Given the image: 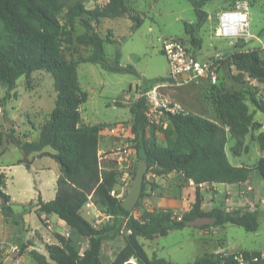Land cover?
Masks as SVG:
<instances>
[{"label":"trees","instance_id":"obj_1","mask_svg":"<svg viewBox=\"0 0 264 264\" xmlns=\"http://www.w3.org/2000/svg\"><path fill=\"white\" fill-rule=\"evenodd\" d=\"M0 0V83L9 89L16 86L17 80L25 75L29 77L35 70L44 69L52 74L57 91L55 108L47 114L41 126L37 141L20 143L28 155L40 152L55 159L59 166L56 196L53 200L38 202L40 216L56 215L63 225L89 243L88 248L80 252L76 246L62 234H58L59 243L48 244V254L31 249L30 255L37 264H125L135 260L138 264H172L156 254L150 256L140 238L154 239L171 231L187 226L186 222L199 216L213 218L211 224L201 226H225L235 224L248 231L259 227V215L256 210L247 207L243 200L239 208L233 211L220 207L206 209L203 206L204 183L247 182L254 171H258L264 180V131L258 135L262 155L255 165H233L226 153L227 131L207 117L182 110L162 111L161 124L150 130L147 111L150 104L145 95L132 100L128 105L133 115L130 126L132 147L138 159L145 156L149 169L153 173L165 175L173 171H182L191 179L194 186L191 207L181 217H175L171 210L145 208L135 214L122 207L123 198L115 192L120 180L118 160L111 157L100 158L99 134L113 131L115 123L85 125L81 123L80 105L87 100V94L81 89L77 65L79 61H67L62 52L61 37L64 32L59 15L64 8L69 9V23L76 33L72 43L78 50L92 46L93 51L87 60L98 63L102 68L113 72H134L131 64L121 66L118 61L110 63L106 56L105 42H114L102 35L100 25L104 18L130 16L135 23H142V15L130 13L127 0H108L102 8L87 9L84 0ZM97 1V0H94ZM195 10L197 21H185V31L190 36V44L179 40L196 55L202 46L200 29L209 19L204 6L210 0H189ZM91 21H95L92 23ZM93 31V32H92ZM249 43L239 38L235 51L224 55L222 63H229L237 70L234 78L242 82L243 77L264 83V54L259 49H251ZM171 77H160L152 81L167 82ZM212 86V101L218 116L235 139L232 151L235 155L247 152L249 146L246 137L252 131L260 129L262 122L255 113H264V101L251 90L215 91ZM116 104H122L116 101ZM253 106V108H251ZM4 134L0 126V148L4 143ZM50 146L54 152L43 149ZM19 163H23L20 160ZM146 181V180H145ZM145 185V182H144ZM143 185V190H144ZM6 173L0 171V199L5 197L7 204L2 206L3 213L13 214L10 201L4 189ZM135 208L141 206V200ZM92 201L95 207L110 216L101 226H95L81 213L86 203ZM246 207L243 210L242 207ZM44 218V216H43ZM130 233L125 245L116 257L108 263L103 262L101 250L103 242L113 240L123 229ZM240 254L243 260H236ZM258 258L253 261V258ZM249 261L246 263V261ZM245 261V262H244ZM222 254L205 253L191 264H220ZM264 264L262 252L237 251L225 259V264ZM3 264V263H1Z\"/></svg>","mask_w":264,"mask_h":264},{"label":"rangeland","instance_id":"obj_2","mask_svg":"<svg viewBox=\"0 0 264 264\" xmlns=\"http://www.w3.org/2000/svg\"><path fill=\"white\" fill-rule=\"evenodd\" d=\"M107 1L84 0V6L87 9L102 8ZM127 4L135 10L130 13L142 15L140 26L133 28L135 21L125 15L105 18L99 31L105 39L110 37L114 41L111 43L107 40L104 44L110 63L118 61L121 66L131 64L135 67L134 72H113L102 68L98 63L88 61L87 58L93 51L92 46H84L78 54L75 53L78 50L71 40L75 38L76 33L69 23V9L64 8L59 18L64 28L61 37L63 55L67 61H79V84L87 94V100L80 105L81 123L116 124L113 131L105 130L99 134V152L106 151L107 157H115L123 161V164L127 162L124 165L119 164V172L121 177L125 170L131 171V185L138 156L132 147L129 132L132 113L128 101L133 93L130 89H134L139 82L151 86L156 78L170 77L160 43L166 37H173L182 38L190 44V36L185 31V21L195 23L197 16L189 0H127ZM204 9L208 12L209 19L200 29L202 46L195 55L198 59H206L216 52H220L222 56L234 52L239 38L245 39L249 48L259 49L264 54V0H210ZM235 74L237 70L234 67L231 68L227 62L222 63L215 91L244 88L251 90L264 101V83H259L247 75L239 82L234 78ZM176 83L177 80L170 79L167 84L160 85L159 95L165 100L167 97L188 106L192 104L198 111L206 107L204 101L209 108H213L210 98L213 91L211 84L190 79L181 86ZM57 97L54 78L44 69L33 71L29 77L21 76L13 89L0 83V126L5 138L0 148V171L6 173L4 191L13 200L9 202L13 214L7 217L1 208L0 199V264L4 263L14 250H18V253L12 264H37L30 255V250L37 249L48 254V244L59 243L58 234L68 238L80 252L89 246L87 240L60 223L56 215H43L44 218L40 216L39 200L50 201L56 196L59 166L55 159L48 155H27L20 147V143L27 140H38L41 126L47 114L55 108ZM116 101L122 104H116ZM206 115L215 123L222 124L215 111ZM161 116L162 113L151 116L150 130L161 124V121H157ZM255 118L263 125L248 134L246 142L249 149L239 155L233 153L235 139L225 127V149L231 163H253L262 155L258 135L264 131V113L257 111ZM120 138L124 141L116 142ZM112 142H116L114 147ZM44 150L54 152L50 146ZM20 160H23V163H19ZM153 170L148 167L146 181L151 180ZM179 184L175 189L170 187L169 175L165 174L161 180L160 193L151 198H142L141 206L135 208L134 213H140L145 208H151V203H156L158 209L171 210L175 217H181L188 209L186 205L189 201L192 203L194 186L187 185L183 179H180ZM220 187L224 190L223 186ZM127 193L128 188H125L119 193L120 198ZM172 195L175 197H169ZM243 200H246L248 208L258 212L259 227L255 231H248L235 224H226L206 227L208 232L205 233L199 226H186L156 239L140 238V242L144 244L150 256L156 254L172 264H191L197 257L212 252L230 254L235 251L258 250L264 255V190L256 182H253L250 188L245 186L244 189H238L233 195L227 191L218 193L210 188L204 196L203 206L206 209L220 207L233 211L240 207ZM175 208L178 209L176 212ZM242 208L246 209L245 206ZM81 213L92 223L96 221L93 209L85 207ZM102 219L103 217L98 218L99 222ZM103 222L106 220L103 219ZM129 233L125 228L115 239L103 242V262L108 263L116 257L125 245Z\"/></svg>","mask_w":264,"mask_h":264},{"label":"built area","instance_id":"obj_3","mask_svg":"<svg viewBox=\"0 0 264 264\" xmlns=\"http://www.w3.org/2000/svg\"><path fill=\"white\" fill-rule=\"evenodd\" d=\"M160 49L166 57L169 75L174 80H177L179 76L187 75V80L190 79L197 82L203 81L211 85H217L219 82V69L222 64L221 60L223 59V56L220 52H216L206 59H198L179 39L173 37L164 38L160 43ZM160 85L162 84L156 83L152 86L144 87V90L138 87L135 89L136 98L145 95L147 101L150 104V108L147 111L148 119H151V116L154 114L162 113L163 109L170 110L173 113L182 111L181 106L169 100H165L159 95L158 89ZM158 120L160 121V118H158ZM100 158L102 157L100 156ZM130 178L131 171L125 170L122 177L120 178L124 189L129 187ZM117 196L120 198L118 193ZM86 208L93 209V215L96 219V221L93 222V225L95 226L103 225V219L106 221L110 219V216L98 210L92 201L86 203ZM100 217H103V219L99 222L98 218ZM228 256L229 254H222V262L220 264H225V259ZM262 257H264V255H262ZM234 258L236 260H243L240 254H235ZM257 260L258 258H253V261ZM248 262L249 261L247 260L246 263Z\"/></svg>","mask_w":264,"mask_h":264},{"label":"crops","instance_id":"obj_4","mask_svg":"<svg viewBox=\"0 0 264 264\" xmlns=\"http://www.w3.org/2000/svg\"><path fill=\"white\" fill-rule=\"evenodd\" d=\"M106 19H108V18H106ZM105 18L103 19L104 20V22H105V20H106ZM103 22V23H104ZM102 26H103V24L101 25V28H102ZM93 32V31H92ZM92 53V52H91ZM211 56V55H210ZM209 56V57H210ZM231 68H233L232 66H231ZM186 80H184V81H178L177 80V85H179V86H181V85H184V82H185ZM159 84H162V85H165V84H167V82H163V83H159ZM146 86H150V85H143V83L142 82H139V83H137L136 84V86H135V88L133 89L132 87H131V91L133 92L132 93V97H130L129 99H130V101H128V103H130L132 100H134V99H136V93H135V89L138 87V88H144V87H146ZM152 86V85H151ZM244 89V88H243ZM239 90H241V89H239ZM212 93H213V91H212ZM212 93H211V96H210V98H211V100H212ZM166 98V100H169V101H171V102H173V103H175V104H177V105H179V106H181V108H182V110H185V111H188V112H190V113H193V114H200V115H203V116H205V117H207V113L208 112H214L215 111V113H216V115H217V117L218 118H220L219 116H218V114H217V112H216V109H215V105H214V103H213V101H212V107L213 108H209L208 107V104L207 103H205V101H204V106H206V107H204V108H202L201 110L202 111H198V109H197V107H195L194 105H190L189 104V106L187 105V104H184V103H179V102H176V101H174V100H172V99H170V98H167V97H165ZM194 101H195V103H197L196 102V100L194 99ZM199 112H202V113H199ZM208 118V117H207ZM132 119H133V115H132ZM209 119V118H208ZM221 119V118H220ZM211 120V119H210ZM212 121V120H211ZM221 121H222V124H219V125H222V126H224V127H227V126H225L224 125V123H223V120L221 119ZM158 122H159V120H158ZM213 122H215V121H213ZM131 123H132V120L130 121V126H131ZM218 124V123H217ZM228 128V127H227ZM229 129V128H228ZM130 132V131H129ZM117 133H118V130H117ZM131 133V132H130ZM130 137H132V135L130 134ZM247 137H248V135H247ZM247 137H246V139H247ZM251 137H253V136H251ZM124 141V139L123 138H120V140L118 139V141H116V142H123ZM116 142H112L111 144H112V147H114L115 146V143ZM43 151H45L44 149H43ZM33 153H37V154H39L40 152H33ZM103 153V154H102ZM99 152V154H100V156L101 157H106V155H105V153H106V151H104V152ZM32 154V153H31ZM260 157H261V155H260ZM259 157V158H260ZM112 158H114V159H116V160H118L117 158H115V157H112ZM258 158V159H259ZM258 159L256 160V161H254L253 163H240V164H233V165H235V166H243V165H255L256 163H257V161H258ZM118 163L120 164V165H124V164H126L127 162H125L124 164H123V161H120V160H118ZM123 175V174H122ZM122 175H121V177H122ZM151 180L148 182V181H144L145 182V185H144V190H143V193H144V195H143V198H147V197H149V198H151V197H153L154 195H157V194H159L160 193V187H161V180L163 179V177H164V175H158V174H156V173H151ZM167 175H169V186L170 187H172V188H177L178 186H180V184H179V181H180V179L182 180H184L185 181V183L187 184V185H193L192 184V181H191V179H189V178H187V177H185V175L183 174V172L182 171H173V172H170V173H168ZM120 177V178H121ZM253 182H256L257 183V185L258 186H260L261 188H262V190H264V180H263V178H262V176L260 175V173L258 172V171H254L253 172V175H252V177L249 179V181H247V182H239V183H204V184H202L201 185V187H202V190H203V192H204V194L205 195H207L208 194V192L210 191V188L211 189H213V190H216L217 192H220V193H223L224 191H227L229 194H235V193H237V190L238 189H244V187L245 186H249V188L250 187H252V183ZM220 186H223L224 187V190L223 189H221V187ZM220 187V188H219ZM125 189H124V187L122 186V183H121V181L119 180V182L116 184V187H115V192H116V194L118 193H122L123 191H124ZM220 190V191H219ZM159 191V192H158ZM169 191H171V188H169ZM175 190H173V192H174ZM179 193V192H178ZM177 195V194H176ZM204 195V196H205ZM169 197H171V198H173V197H175L174 195H172V196H169ZM203 203H204V201H203ZM151 205H152V207L151 208H153V207H157V205H156V203H154V204H152L151 203ZM147 207H149V205H147ZM191 207V203H190V201H189V203L186 205V208H190ZM158 208V207H157ZM178 209L177 208H175L174 209V212H176ZM50 217H52V215H49ZM59 221V220H58ZM60 224V223H59ZM58 224V225H59ZM202 231H204L205 233L206 232H208V228H202ZM157 238V237H156ZM156 238H154V239H156ZM235 252H237V251H235Z\"/></svg>","mask_w":264,"mask_h":264},{"label":"water","instance_id":"obj_5","mask_svg":"<svg viewBox=\"0 0 264 264\" xmlns=\"http://www.w3.org/2000/svg\"><path fill=\"white\" fill-rule=\"evenodd\" d=\"M187 79H188L187 75H182L177 78V80L180 82ZM147 171H148L147 159L145 156H141L138 159V164L133 181L131 185H129L128 187V193L121 203L122 207L125 208L126 210L133 211L137 206V203L140 200L143 192V185ZM6 204L7 201L5 197H2L1 206H5ZM212 222H213V218L210 216H199L193 220L187 221L186 224L187 226L201 227L206 224H211ZM17 253L18 250L11 251L9 258L6 259L3 264H12ZM125 264H137V263L134 260H129Z\"/></svg>","mask_w":264,"mask_h":264}]
</instances>
